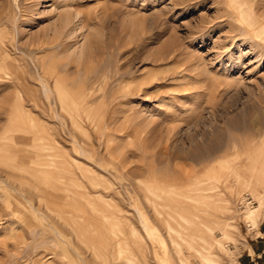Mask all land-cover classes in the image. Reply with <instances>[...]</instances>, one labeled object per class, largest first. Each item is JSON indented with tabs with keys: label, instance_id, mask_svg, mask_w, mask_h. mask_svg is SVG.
<instances>
[{
	"label": "rangeland",
	"instance_id": "rangeland-1",
	"mask_svg": "<svg viewBox=\"0 0 264 264\" xmlns=\"http://www.w3.org/2000/svg\"><path fill=\"white\" fill-rule=\"evenodd\" d=\"M0 264H264V0H0Z\"/></svg>",
	"mask_w": 264,
	"mask_h": 264
},
{
	"label": "bare ground",
	"instance_id": "bare-ground-1",
	"mask_svg": "<svg viewBox=\"0 0 264 264\" xmlns=\"http://www.w3.org/2000/svg\"><path fill=\"white\" fill-rule=\"evenodd\" d=\"M71 23V19L70 17L67 15L64 19V23H63V26H62V30L65 29L69 24ZM61 26V25H60ZM61 30V31H62ZM247 212V219H248V222L253 224V225H256V220H254V213H255V210L254 209H249V211H246ZM209 262V261H208Z\"/></svg>",
	"mask_w": 264,
	"mask_h": 264
}]
</instances>
